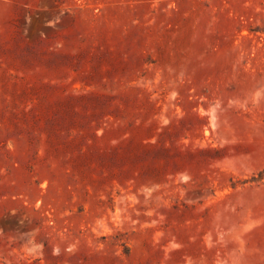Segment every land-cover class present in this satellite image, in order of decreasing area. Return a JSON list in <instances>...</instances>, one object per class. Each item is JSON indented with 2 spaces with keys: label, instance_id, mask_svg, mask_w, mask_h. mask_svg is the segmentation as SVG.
Instances as JSON below:
<instances>
[{
  "label": "rangeland",
  "instance_id": "374dc122",
  "mask_svg": "<svg viewBox=\"0 0 264 264\" xmlns=\"http://www.w3.org/2000/svg\"><path fill=\"white\" fill-rule=\"evenodd\" d=\"M0 264H264V0H0Z\"/></svg>",
  "mask_w": 264,
  "mask_h": 264
}]
</instances>
